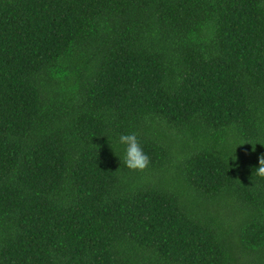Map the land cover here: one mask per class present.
Instances as JSON below:
<instances>
[{"label": "trees", "instance_id": "1", "mask_svg": "<svg viewBox=\"0 0 264 264\" xmlns=\"http://www.w3.org/2000/svg\"><path fill=\"white\" fill-rule=\"evenodd\" d=\"M261 156L264 0H0V264H264Z\"/></svg>", "mask_w": 264, "mask_h": 264}, {"label": "clouds", "instance_id": "2", "mask_svg": "<svg viewBox=\"0 0 264 264\" xmlns=\"http://www.w3.org/2000/svg\"><path fill=\"white\" fill-rule=\"evenodd\" d=\"M119 143L125 145L123 163L131 171H144L150 164V157L144 152L135 133L121 135ZM255 174L264 179V156L259 158Z\"/></svg>", "mask_w": 264, "mask_h": 264}]
</instances>
